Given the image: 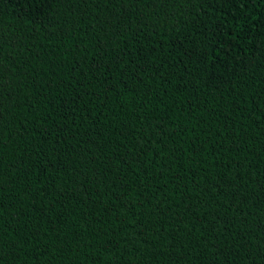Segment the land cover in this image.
<instances>
[{
	"label": "trees",
	"instance_id": "1",
	"mask_svg": "<svg viewBox=\"0 0 264 264\" xmlns=\"http://www.w3.org/2000/svg\"><path fill=\"white\" fill-rule=\"evenodd\" d=\"M0 264H264V0H0Z\"/></svg>",
	"mask_w": 264,
	"mask_h": 264
}]
</instances>
